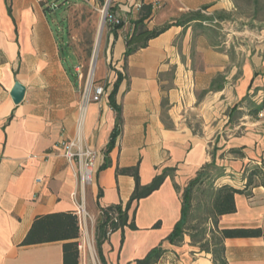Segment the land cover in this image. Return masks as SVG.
Listing matches in <instances>:
<instances>
[{
    "label": "crops",
    "instance_id": "1",
    "mask_svg": "<svg viewBox=\"0 0 264 264\" xmlns=\"http://www.w3.org/2000/svg\"><path fill=\"white\" fill-rule=\"evenodd\" d=\"M95 2L109 3L123 23L117 37L108 29L100 65L99 80L110 78L111 90L118 75L123 77L115 100L124 122L110 151L117 123L110 93L84 106L81 83L65 65L45 9L35 0H0V264H63L64 242L24 245L35 221L75 213L78 193L95 235L100 209L126 204L134 193V178L117 170L136 166L143 186L166 169L175 172L137 204V231L126 227L102 245L106 263L137 264L161 245L166 254L157 264H214L190 234L178 245L166 239L181 219L183 191L207 165L215 162V190L222 185L244 189L246 171L263 167L264 118L251 111L264 101V46L231 50L216 41L211 29L205 34L193 24L176 25L205 7L206 16L231 13L229 0ZM138 3L152 7L145 21L149 30L172 27L125 59L126 40L141 16ZM105 63L116 72L103 76ZM16 81L27 88L19 106L10 95ZM71 141L100 153L94 185L88 188L76 177L78 162L69 163L65 156ZM235 202L236 213L219 218L218 231L262 234L224 239L225 258L228 264H264L263 179H257L250 196L237 194Z\"/></svg>",
    "mask_w": 264,
    "mask_h": 264
},
{
    "label": "trees",
    "instance_id": "2",
    "mask_svg": "<svg viewBox=\"0 0 264 264\" xmlns=\"http://www.w3.org/2000/svg\"><path fill=\"white\" fill-rule=\"evenodd\" d=\"M68 2L70 0H67ZM208 7H205L202 11L190 12L185 18L180 21H177L176 25L178 26H189L193 24L196 29L201 30V32L208 34L210 30V24L215 21L214 18L206 16L203 11L207 10ZM55 9L46 8L45 12H53ZM11 14V10L9 9ZM152 14V7L150 5L143 6L141 10L140 18L134 23V30L132 36L126 40V53L125 59L132 56L134 53L146 49L148 43L161 36L166 30H168L171 25H165L161 29L149 30L145 26V21ZM217 19L225 21L224 16H217ZM205 22L208 24H205ZM123 27V23L118 25L112 33L117 37V32ZM117 81L113 86V89L109 94L110 106L116 112V127L112 132V137L107 145V151H110L111 148L115 145L117 139L121 135V128L123 126L124 120H122V107L116 104V94L120 82L122 81L121 74L118 75ZM167 101H163L165 105ZM264 107V101L261 107L255 108L251 111L253 116L258 117L262 108ZM236 151H232L235 153ZM263 167L255 166L252 167L249 171H246L247 175V184L246 188L238 189L233 188L229 185H222L219 189L216 190L212 198V211H211V220L213 223V229L210 230L212 237L207 240L206 231L201 235V240L197 239L196 234H192L188 231L187 226L190 223L191 219L190 214L194 208V196L196 188L201 185L203 179L205 178L207 168L212 167L214 169L215 162L210 165H207L202 172H199L197 178H195L189 185L185 188L182 193V213L181 219L174 227L172 233L167 237L166 242L169 241L173 245L181 244L184 239L185 234H190L192 238V243L199 244L201 249L207 254L212 255L214 264H228L227 259L225 258V245H223L224 239L227 238H238V237H252L260 236L262 232L260 230H223L218 231V222L219 218L223 215H230L236 213V202L235 197L237 194L250 196L251 187L256 185L257 179H263L264 173ZM175 170L166 169L161 175H156L150 185L143 186L141 184V178L139 176L138 166L134 168H122V170H117V175H127L133 177L135 180L134 193L126 204H117L114 206H109L108 208L100 209V219L96 226V249L99 256L100 263H106L103 255L102 245L107 242L110 236L118 231L124 232L126 227L130 228L132 231H137L135 225V214L137 210V204L146 198H149L153 193L158 191L161 186L165 183V180L168 177H173ZM224 174L220 173L218 176L221 178ZM175 188L180 192V189L175 186ZM134 205L136 208L133 210ZM133 210V215L130 218V212ZM160 223L156 224L154 228H159ZM79 230V221L75 213L67 214H52L48 216H43L38 218L35 221L32 229L26 236L24 245H39L45 243L53 242H64V263L63 264H80V251L78 249V243L75 240L80 238ZM124 239L122 240V243ZM166 251L161 247V245L153 248L143 259H139L137 264H157L165 256Z\"/></svg>",
    "mask_w": 264,
    "mask_h": 264
},
{
    "label": "rangeland",
    "instance_id": "3",
    "mask_svg": "<svg viewBox=\"0 0 264 264\" xmlns=\"http://www.w3.org/2000/svg\"><path fill=\"white\" fill-rule=\"evenodd\" d=\"M234 4L231 13H217L213 16L215 21L209 26L216 36V41L228 43L231 50L244 48L248 51L264 46V0H229ZM105 3H99L103 8ZM57 10L48 13V20L52 29L58 37V42L63 51L65 65L73 69V64L77 62L84 66V78L81 82V91L89 90L92 83H100L105 86L106 93L109 91L110 78L100 82V65L104 62L106 55V40L108 26L103 21L101 13L81 0H74L69 5H64L62 0L58 2ZM205 11V10H204ZM217 16H224L225 21L217 19ZM104 22V24H103ZM72 56V58H71ZM102 75L111 74L115 71V66L105 63L102 68ZM215 169L207 168L206 176L201 185L196 188L193 205L190 214V223L187 229L192 234H196L197 239L201 240V235L206 231V238L212 237L211 231L213 223L211 220L212 198L216 193L214 186ZM88 188V187H86ZM91 251H88L81 263L100 264L96 249V236L88 230Z\"/></svg>",
    "mask_w": 264,
    "mask_h": 264
},
{
    "label": "built area",
    "instance_id": "4",
    "mask_svg": "<svg viewBox=\"0 0 264 264\" xmlns=\"http://www.w3.org/2000/svg\"><path fill=\"white\" fill-rule=\"evenodd\" d=\"M60 0H35V2L40 5L43 9L53 8L55 10L58 8V2ZM87 6L92 7L97 12L101 13L105 23L108 26V29H115L122 23L119 17L113 14L110 11L109 3H105L103 8L99 6L95 0H81ZM68 1L64 2L63 4L67 5ZM138 10L143 8L141 3L137 5ZM204 12V11H203ZM205 24H207L205 22ZM208 25V24H207ZM74 77L81 83L84 78V66L80 63H77L76 66L73 68ZM106 96L105 86L100 83H92L89 90L85 91L83 104L87 106L92 102H101L102 99ZM259 116L263 119L264 118V107L262 108ZM65 156L68 159L69 163L78 162L79 167L76 172V177L79 178V182L81 187L86 188L89 186L94 185L95 182V175L97 173V158L99 157L100 153L93 149H82L80 145L75 142L71 141L66 144L65 146ZM41 182V180L39 181ZM74 202L77 207L75 214L79 221V230H80V238L78 239V249L80 251V258H84L88 251H91V245L89 242V235H88V227L89 223L92 222L90 219L89 213L87 211L86 206L84 205L83 201L79 202L78 193L74 194ZM93 224V222H92Z\"/></svg>",
    "mask_w": 264,
    "mask_h": 264
},
{
    "label": "water",
    "instance_id": "5",
    "mask_svg": "<svg viewBox=\"0 0 264 264\" xmlns=\"http://www.w3.org/2000/svg\"><path fill=\"white\" fill-rule=\"evenodd\" d=\"M103 21H104V19H103ZM104 22H103V24H104ZM26 90H27V88L24 84H22L19 81L15 82V85L13 86V88L10 91V95H11L12 100L16 106L21 105V103L25 100Z\"/></svg>",
    "mask_w": 264,
    "mask_h": 264
}]
</instances>
